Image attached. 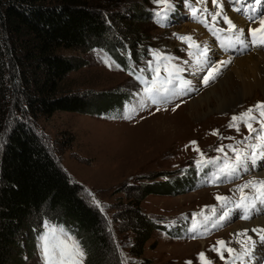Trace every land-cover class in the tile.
Masks as SVG:
<instances>
[{
  "label": "rangeland",
  "instance_id": "1",
  "mask_svg": "<svg viewBox=\"0 0 264 264\" xmlns=\"http://www.w3.org/2000/svg\"><path fill=\"white\" fill-rule=\"evenodd\" d=\"M85 2L106 15L119 32L118 36L134 41L131 42L135 43V60L129 69H125L99 45L59 48V53L83 64L80 69L70 72L62 85L71 91L88 94L116 91L121 94V100L102 105L104 108L97 114L58 110L51 116L40 115L34 119V124L62 167L80 183L82 195L102 212L115 242L123 251L124 264H264V248L258 249L256 244L261 242L259 235L262 233L251 231L264 228V225L256 224V216L264 212V196L257 200V208L251 214L246 208L238 207L242 196L246 205L249 197L255 200L258 195L255 188L242 186L253 181L255 173L264 180L261 170L264 168V152L257 156L255 166L251 161L246 167L238 166L240 174L231 182L226 183L223 179L214 184L216 174L213 178L210 175L217 173L218 176V171L222 172L223 167L215 162L230 159L232 165L235 163L237 153L234 148L251 152L250 145L262 146V139L258 137L264 135V116H261L264 108L254 107L258 102H264V90L252 89L244 93L234 71L227 82L219 85L218 81L230 68L223 76L214 74L208 84L203 83V76L210 71V66L226 69L227 65L219 64L222 57L236 58L249 53L233 55L223 52L206 30V27L229 26L223 20L226 14L222 5H213L212 0H184L183 3L168 0L175 10L167 16L168 23L162 26L156 17H166L165 3L157 5L153 0ZM223 3L229 10H235V16L242 17L240 19L247 27L256 26L263 19L253 22L249 15L256 13L257 9L262 10L264 0L260 3L256 0H223ZM248 5L252 8L250 11H247ZM140 11L148 14L137 15ZM217 12L221 15L214 21ZM137 16L138 20L134 21ZM192 24L199 25L210 38L195 39L190 34L189 25ZM132 33L135 36H130ZM206 45L210 50L202 52ZM133 68L144 74L155 69L168 70L185 81L182 86L191 96L185 99L167 94L166 99L161 97L153 103L144 91L153 84L141 85ZM171 74L165 72V77H171ZM154 82L157 87L172 86L168 80L164 85ZM214 85L216 91H226L224 107L210 91ZM202 96L208 98L201 100ZM192 102L203 104L204 108L192 112ZM249 108L253 111L241 116ZM234 115L239 117L235 122L232 121ZM233 123L237 127H232ZM248 123L255 132L249 131ZM193 141L195 144L191 143ZM221 146L223 151H218ZM257 167L261 172L255 171ZM173 179L176 188L170 191L164 184ZM227 179L230 178L227 176ZM145 188H150L147 195L144 194ZM138 194L140 197L146 195L142 209L161 226L152 232L140 257L129 253L133 233L120 232L115 220L127 198H136ZM218 196L225 199L218 200ZM225 212L228 215L221 219ZM197 220L206 224L203 236L190 235L186 231L187 226ZM218 223L214 229H209ZM48 229L49 234L41 235L43 240L39 235L35 237V250L28 264H44L39 246L47 245L50 252L53 247L63 248L68 255L67 245L71 241L67 237L77 241L55 225ZM245 230H248L246 234ZM247 236H251L255 243L247 245ZM246 246L252 248L253 255L236 259L244 253ZM228 248L234 251L229 252ZM82 264H85L84 252Z\"/></svg>",
  "mask_w": 264,
  "mask_h": 264
},
{
  "label": "trees",
  "instance_id": "2",
  "mask_svg": "<svg viewBox=\"0 0 264 264\" xmlns=\"http://www.w3.org/2000/svg\"><path fill=\"white\" fill-rule=\"evenodd\" d=\"M116 31L85 0H0V264H28L35 237L52 225L77 239L85 264H124L102 212L82 195L34 124L58 110L97 114L102 105L120 102L116 91L64 88L67 75L83 64L58 52L99 45L129 69L135 43ZM164 185L173 191L176 180ZM146 195L127 198L115 218L120 232L133 233L129 253L138 257L161 228L142 209Z\"/></svg>",
  "mask_w": 264,
  "mask_h": 264
},
{
  "label": "snow or ice",
  "instance_id": "3",
  "mask_svg": "<svg viewBox=\"0 0 264 264\" xmlns=\"http://www.w3.org/2000/svg\"><path fill=\"white\" fill-rule=\"evenodd\" d=\"M184 0H181V3H183ZM153 3L159 5L160 3H165L167 4V9H166V13L168 12H173L175 10V6L173 4L168 3V0H153ZM213 5H216L219 3V0H212ZM256 3H260V0H256ZM156 15H159V13H156ZM221 13L217 12L214 16H213V20L215 21L217 16H220ZM251 19V17H250ZM223 20L225 23H227L230 28L235 29V24H233L232 20L227 16V15H223ZM260 28H252L251 31V35L253 37L256 36L257 32H260L262 29H264V19H260ZM241 32H243V29H240ZM181 39H184L183 37H181ZM240 42V41H237ZM253 44H257V45H264V37H261L259 40H253L252 41ZM206 55V52H205ZM225 62L221 61L220 64L223 65ZM149 68L151 69V61H149ZM156 75H159V69H155L154 70ZM177 71H180V69H177ZM219 72V68L216 66H210V71H208L207 75L203 76V83L204 84H208L209 81L211 79L214 78V74H218ZM168 83L171 84L172 80L169 79ZM144 91L148 94V98L152 100L153 103H157L158 98H167V94L170 91H173V89H170L168 87L165 86H160L157 87L155 86V82L153 81V86L151 87H146L144 89ZM254 107H260V108H264V102H258V104ZM253 111L252 108H249L247 110L246 113L241 114V116L247 115L248 113H251ZM261 116H264V112L261 113ZM239 117H237L236 115H234L232 117V121L235 122ZM252 119H255V117H252ZM232 127H237V125L235 123H233L231 125ZM248 129L250 132H255L256 130L253 129L252 124L248 123ZM262 126H264V121H262ZM258 139H264V137H258ZM193 144H195V142H191ZM252 151L251 152H246V151H241L238 149H233V151H235L237 153L236 155V160L235 163L233 165H229V164H225L224 168L222 169V171H233L235 169L236 166H240V167H246L247 166V162L251 161L253 162V166H255V160L257 159V156L261 153L264 152V147H262L260 144H254V145H250L249 146ZM257 149H259L260 151L258 152ZM218 151H223V146H221L220 149H218ZM242 187H252L255 188L257 190V197L256 199H260L262 196H264V180H260L259 182L257 181H249L247 182L245 185H243ZM218 200L221 199H225L224 197H217ZM245 197L242 196L241 198V203L238 205V207H242V208H246L247 205H245L244 203ZM228 215L227 212H225L224 216L221 217V219H224L226 216ZM247 218V217H245ZM63 233V230H61ZM248 230H245V234L247 233ZM252 232H259L262 233L259 235V240L261 242H264V228L261 229H256L253 228L251 229ZM63 235L67 236V233H63ZM40 240H43L44 237L40 236L39 237ZM67 239L69 241H71V244H68L67 247L69 249V254L66 255L65 251L63 248H57V247H53L50 249L47 245H42L39 246L41 247V255L42 258L44 260V264H82V259H83V250L80 248L79 246V242L75 241L72 237L68 236ZM218 243L223 244L225 242L223 241H219ZM241 243H245L244 241H241ZM255 241H253L251 236H247V245H251L254 244ZM227 251L232 252L234 251L231 248H228ZM203 255V254H201ZM222 255V254H221ZM253 255V250L250 246H246L245 247V251L242 255H238L236 257V259H241L242 256H252Z\"/></svg>",
  "mask_w": 264,
  "mask_h": 264
},
{
  "label": "bare ground",
  "instance_id": "4",
  "mask_svg": "<svg viewBox=\"0 0 264 264\" xmlns=\"http://www.w3.org/2000/svg\"><path fill=\"white\" fill-rule=\"evenodd\" d=\"M219 4L222 5V8L224 9L223 10L224 13L232 20L233 24H236L237 30L238 29L239 30L243 29L245 32H247V28L248 27H253V28H260L261 27L260 22L256 26H249L248 25V27H247V25L244 22V20L240 19L242 17H240V18L236 17L235 16L236 15L235 14V10H233L234 12L232 10H229L228 6L225 3H223V0H219ZM209 5H210V3L208 2V6ZM189 27L191 29L190 30V34L193 35L195 39H197L198 37H204L206 39L210 38L208 35H205L204 31L202 30V28L199 27V25L197 26V25L192 24V25H189ZM207 49L210 50V47L208 45H206L204 47L202 52L203 51H207ZM210 52H212V51H210ZM233 55H243V54H233ZM229 56L230 55L224 56L221 59L223 62H225L224 65H227V67H225L226 69L219 68V72H218L219 76H223L226 73V70L228 68H230V69L218 81L219 85L221 83H224V81L227 82L228 81V77L231 76L230 74L232 73V71H234L235 75L239 78V81H240L239 84H240V87H241V89H242V91L244 93H247V92H249L252 89H257V90L262 89V90H264V48L263 47H250L249 53L244 55V56H241V57L233 58V57H229ZM221 60L219 62H221ZM215 88H216V85L212 86L210 91H211V93H214L213 95H215L216 98H218V101L220 102V105L222 107H224V105H226L225 101L227 99V97L225 96L226 91H223V92L222 91H216ZM224 89L225 88H221V90H224ZM207 98H206V96H202L201 100L202 99H207ZM190 106H191L192 112H198V111H201L204 108L203 104L202 105L194 104V102H192ZM261 135H262V137H264L263 134H261ZM261 142L263 143L262 147H264V139H262ZM251 151H252V149H251ZM257 151H258V149H257ZM258 167L255 170L257 172L260 171V170H258ZM261 170H262V175H264V168L261 169ZM260 175H261V173H260ZM256 177L258 178L257 180H256ZM252 180L253 181H257V182L260 181V179H259V177L257 176L256 173H255V178L253 177ZM256 217H257V219H256L257 223L256 224L264 225V212L261 215H258ZM261 219H263V222H258ZM250 224H252V223H250ZM250 224H247L246 226H249ZM256 244H257L258 249L259 248H264V244H262L261 242H257ZM256 244L254 245L255 248H256Z\"/></svg>",
  "mask_w": 264,
  "mask_h": 264
}]
</instances>
